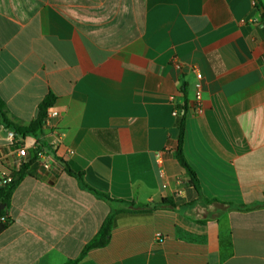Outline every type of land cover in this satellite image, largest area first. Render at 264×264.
<instances>
[{"label": "crops", "instance_id": "1", "mask_svg": "<svg viewBox=\"0 0 264 264\" xmlns=\"http://www.w3.org/2000/svg\"><path fill=\"white\" fill-rule=\"evenodd\" d=\"M263 13L254 0H0L9 119L29 125L49 94L60 111L39 136L23 137L30 157L40 141L51 166L38 160L13 192L0 264H65L99 232L111 204L64 163L135 207L198 201L176 157L184 104L183 152L202 196L251 209L217 208L204 225L186 208L121 215L110 243L79 264H264ZM193 68L203 75L202 113ZM9 131L0 120V175Z\"/></svg>", "mask_w": 264, "mask_h": 264}, {"label": "trees", "instance_id": "2", "mask_svg": "<svg viewBox=\"0 0 264 264\" xmlns=\"http://www.w3.org/2000/svg\"><path fill=\"white\" fill-rule=\"evenodd\" d=\"M255 6L260 10L262 9L263 3L261 0H254ZM264 18V13L262 14ZM55 103V97L52 94L46 96V98L39 105V112L37 118H35L29 125L20 126L14 122H12L8 117V108L6 103L0 96V120L2 121L4 127L8 130H13L17 135L25 136H39L42 132V129L45 125V119L47 116V109L52 107ZM182 116L179 122V136H178V147L176 150V157L183 168H185L187 175L189 176V183L197 190L200 194V198L196 202L192 203H178L175 202L171 198L162 199L159 202H156L151 205H147L145 207H135L133 203H128L123 200H114L109 195L101 193L96 189L90 187L85 183L84 180V172L83 170L74 167L71 164L64 163L65 169L67 173L77 178L79 184L95 193L101 199L107 201L111 204V212L104 220L99 232L97 235L84 247L79 258L75 260H69L65 264H79L80 260L92 249L104 248L106 247L111 240V235L114 227L117 224V220L121 215L125 214H136V213H148L154 210L168 207L171 209H182L186 208L187 212L193 216H195L198 223L204 225L206 220L202 218L205 216H214L215 214H219V212H224L226 210H239V211H248L251 208L245 205H236L233 203L222 202L218 199H207L202 196L200 191L199 180L196 176L195 171L189 165L184 152H183V143H184V135H185V115L187 112V106L184 104L181 108ZM38 161L37 151L34 150L31 154L30 161L23 165L18 171L13 172V177L10 183L4 186L0 190V205H3V209L0 211V233L4 231L10 223V218L8 216V209L11 203V197L13 192L19 185V183L24 179L25 176L31 174L30 167L32 165H36ZM113 203H126L128 206L124 209H118L112 207ZM221 209L220 211H216V209ZM223 209V210H222Z\"/></svg>", "mask_w": 264, "mask_h": 264}, {"label": "built area", "instance_id": "3", "mask_svg": "<svg viewBox=\"0 0 264 264\" xmlns=\"http://www.w3.org/2000/svg\"><path fill=\"white\" fill-rule=\"evenodd\" d=\"M262 60L264 62V56L262 57ZM173 66L181 70L182 65L179 63L177 60H173ZM193 71L196 74V83H195V100H196V111L197 113H202L203 112V107H202V92H203V85H202V78L203 75L197 68H193ZM173 102H175V99H173ZM180 106H176V108L173 110V115L178 116L180 113L179 110ZM60 115V111L57 110L55 107H50L47 109V116L45 119V124L49 125L50 121L52 118L58 117ZM53 139L51 141V145L53 148H57L61 142H62V133L61 130L56 127L53 132ZM10 140V145L12 147L11 151L8 152L7 154L2 156V160L4 162V170L0 175V190L4 188L5 185L11 182L12 177H13V172L18 171L23 165L27 164L30 161V154H29V147L26 145L25 140L23 139V136L17 135L13 130L9 131V136ZM33 150L37 151V157L38 160L40 161L41 165L45 169H49L51 166L50 163V156L49 152L47 151L46 148H43L40 144V141L36 140L33 144ZM158 160H160L158 158ZM159 164V163H158ZM160 166V164H159ZM161 173L163 172V169L161 168ZM157 238L159 241H162L163 236L161 234H157Z\"/></svg>", "mask_w": 264, "mask_h": 264}, {"label": "water", "instance_id": "4", "mask_svg": "<svg viewBox=\"0 0 264 264\" xmlns=\"http://www.w3.org/2000/svg\"><path fill=\"white\" fill-rule=\"evenodd\" d=\"M3 207H4L3 205H0V211L3 209Z\"/></svg>", "mask_w": 264, "mask_h": 264}]
</instances>
